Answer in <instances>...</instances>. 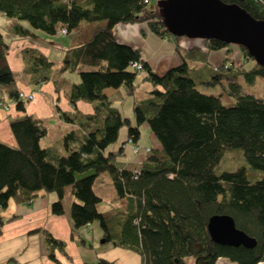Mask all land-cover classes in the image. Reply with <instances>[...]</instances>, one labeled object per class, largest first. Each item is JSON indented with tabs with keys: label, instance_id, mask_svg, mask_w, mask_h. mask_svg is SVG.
<instances>
[{
	"label": "trees",
	"instance_id": "16d2710c",
	"mask_svg": "<svg viewBox=\"0 0 264 264\" xmlns=\"http://www.w3.org/2000/svg\"><path fill=\"white\" fill-rule=\"evenodd\" d=\"M160 1L0 0V15L26 22L49 36L62 31L79 34L84 23L95 24L66 51L58 73L38 50L22 51L31 84L39 87L53 82L75 109L61 116L77 128L59 146L48 148L40 145L47 135L42 121L26 113L29 101L20 97L6 58L9 43L0 30V105L14 103L21 114L9 119L16 147L0 142V236L8 222L3 212L11 200L29 204L40 192L55 193L51 212L60 216L70 190L76 199L71 207L72 239L79 230L98 222L104 242L138 254L142 264H189L188 259L190 264H216L219 257L234 264L264 263V100L244 94L238 83L243 78L254 85L264 78V66L244 47L213 39L206 40L209 52L228 49L230 53L237 48L243 59L239 68L225 60L213 70L209 85L220 88L217 94L201 91L192 77L185 58L198 53L185 54L182 65L164 76L156 75L141 60L139 50L116 41L114 28L146 23L157 36L178 42L180 38L164 25ZM221 1L264 21V0ZM177 50L181 52L178 45ZM137 62L141 70L134 67ZM66 72H79L80 81L72 83L63 77ZM141 74L154 89L147 99L135 103L133 125L104 92L124 86L133 96ZM225 97L230 104L223 102ZM79 101L91 104L93 113L78 111ZM144 124L161 150L138 146ZM124 127L128 128L127 141L110 151ZM127 143L139 148L142 161L118 163ZM235 149L243 151L246 165L217 173L223 157ZM104 172L110 175L117 197L125 201V209L99 211L102 199L94 183ZM214 215L231 216L239 230L256 239V246L215 243L208 230ZM38 232L44 236L48 257L57 262L54 251L64 252L65 243L45 230ZM85 264L113 263L98 259Z\"/></svg>",
	"mask_w": 264,
	"mask_h": 264
},
{
	"label": "crops",
	"instance_id": "0c3cea01",
	"mask_svg": "<svg viewBox=\"0 0 264 264\" xmlns=\"http://www.w3.org/2000/svg\"><path fill=\"white\" fill-rule=\"evenodd\" d=\"M0 16L5 17L4 15ZM94 27L95 24L84 23L82 30L79 34H75L74 39H63L67 37L58 34L53 39L32 35L33 39L26 37V39L6 40L9 43V50L6 54L7 62L15 75L19 90L23 93L35 92L34 99L26 107V113L41 120L47 129V135L41 139L40 143L43 144V142L48 141L53 132L57 134L58 140L55 138L52 144L49 142V146L43 148L59 146L63 137L77 128L65 122L61 116V112L73 113L75 109L63 92L55 90L53 82H47L39 87H34L31 84V76L25 73L22 51L25 49L38 50L53 63V69L58 73L66 51L83 40L82 38L88 35ZM21 30H24L23 27ZM114 35L119 44L139 50L141 60L147 63L158 76H164L168 71L182 65L185 54L198 53L197 57L186 56L185 60L189 64L192 77L198 81L201 91L205 93H218V88H210L209 79L214 74L213 70L220 67L225 60L232 63L235 68H239L243 64L242 54L237 48H232L230 53L228 49L209 52L206 40L180 38L178 42H175L170 39H163L151 32L146 23L119 24L114 28ZM177 45L182 53L177 50ZM85 69L84 67L83 70ZM75 73L78 72H66L63 77L72 83H77L72 80ZM144 77L145 74L137 77L133 96L127 93L124 86L119 89H107L104 94L111 99L121 113H123L122 107L127 105V97L131 98L134 113L135 103L147 99L149 93L154 89L151 83L144 81ZM2 105H0V142L16 147V140L9 127V119L21 114L16 111L14 103L4 104L6 107ZM76 105L77 110L83 114L93 113V106L87 102L79 101ZM131 122L133 124V120ZM144 125L149 128L148 124ZM150 139L154 144L151 148L161 150V145L152 133ZM118 163H129L126 147L125 154L118 159ZM108 181L111 184L108 185ZM106 183L109 188H114L112 179L107 172L101 173L94 183V191L102 199V203L104 202L103 195L98 194L96 188L102 192V187ZM110 191L113 193V190ZM56 200L55 193L40 192L29 204H19L12 200L9 202L7 210L3 212V216L8 222L3 227L0 236V264H85L96 262L98 259H105L113 264H118L122 260L128 261L132 258L135 262L138 261L139 256L136 253L115 248L112 244L104 242L103 230L97 222L76 232L74 239H72L71 207L76 199L72 192L67 190L63 201L64 214L60 216L51 212V205ZM114 202L115 204H112L107 210L102 211L98 207L99 211L106 212L112 207L125 209V201L120 200L117 194ZM35 230H45L56 240L65 243L64 252L57 249L54 251L57 262L48 257L43 242L44 236L42 233H35ZM139 259L141 262V257Z\"/></svg>",
	"mask_w": 264,
	"mask_h": 264
},
{
	"label": "water",
	"instance_id": "95a60500",
	"mask_svg": "<svg viewBox=\"0 0 264 264\" xmlns=\"http://www.w3.org/2000/svg\"><path fill=\"white\" fill-rule=\"evenodd\" d=\"M159 7L172 36L242 46L256 63L264 66V21L253 18L238 5L221 0H163ZM208 230L219 245L252 249L257 244L255 238L236 227L229 215L212 216Z\"/></svg>",
	"mask_w": 264,
	"mask_h": 264
},
{
	"label": "rangeland",
	"instance_id": "374dc122",
	"mask_svg": "<svg viewBox=\"0 0 264 264\" xmlns=\"http://www.w3.org/2000/svg\"><path fill=\"white\" fill-rule=\"evenodd\" d=\"M22 27L24 30H21ZM0 30L3 33L5 40L21 39V38L26 39V37H28L29 39H33V36L37 37V35H39L41 38L42 37L51 38V39L54 38V36H49V35L41 32V31L33 29L26 22H19L16 20L5 18L3 16H0ZM64 37H67V38H63V39H74L75 34H69L68 36L66 34ZM57 39H59V38H57ZM88 69H90V68H86L85 70H88ZM72 80L74 82L80 81L79 72L73 74ZM238 83L242 86L241 90L244 94L253 95V96L259 97V98L264 100V78H258L254 85L247 84L243 78L239 79ZM218 90H220V88ZM223 102L225 104H230L231 100H229L228 97H225V98H223ZM122 111H123L122 115L126 118H130L131 120H133V125H136V122L134 120L135 119L134 113H133L132 106H131V98L127 97V105L122 107ZM141 133H142V139L138 143V146L143 147V148H145V147L151 148L152 146H154L153 142L150 139V135H151L150 129L146 125L141 127ZM127 135H128V128L124 127L123 129L120 130L118 141L116 143H114L113 145H111L109 150L110 151L117 150L123 143H125L127 141ZM55 138H56V140H58L57 134H54V132H53L51 134V138L48 141L43 142V144L40 143L41 147L49 146L48 145L49 142H51V144H52V141L54 142ZM134 146H135V144H133V143H127V145H126V155H127V160L129 162H137L143 158L142 154H140L138 156L134 155V153H133L134 152L133 151ZM242 165H246L243 151L240 149H235L223 157L222 161L220 162V164L216 168V172L220 173V172L225 171V170L232 171V170L236 169L237 166H242ZM253 172L258 174L257 171H253ZM108 179H109V176H108ZM109 184H111L110 181H108V185ZM108 185L106 183L102 187L103 193L101 192V190L96 188L97 193L103 195L102 197L104 198V202L98 206L99 209L102 211L107 210L112 204H115V202H114V198L116 197L115 189L114 188L112 189L111 187H110L111 188L110 189ZM110 190H113V193H111ZM97 224H98V222H97ZM92 227H91V229H92ZM88 243H91V241H88ZM96 245H98V244H96ZM139 257H138V261H136V262L132 258L131 260L129 259L128 261L122 260L118 264H141ZM187 261L189 264L192 262V260H190V259H188Z\"/></svg>",
	"mask_w": 264,
	"mask_h": 264
},
{
	"label": "built area",
	"instance_id": "2783aa9c",
	"mask_svg": "<svg viewBox=\"0 0 264 264\" xmlns=\"http://www.w3.org/2000/svg\"><path fill=\"white\" fill-rule=\"evenodd\" d=\"M146 3H147V0H146ZM62 35H66V32L65 31H62L61 32ZM134 67L137 69V70H141L142 67H141V64L140 63H134ZM34 96H35V92H30V93H23L21 92L20 93V97L24 100V101H32L34 99ZM2 106H5L4 104ZM6 107V106H5ZM134 155H140V150L138 147H134ZM216 264H234L232 262H230L228 259H225V258H219L217 261H216Z\"/></svg>",
	"mask_w": 264,
	"mask_h": 264
},
{
	"label": "bare ground",
	"instance_id": "6f19581e",
	"mask_svg": "<svg viewBox=\"0 0 264 264\" xmlns=\"http://www.w3.org/2000/svg\"><path fill=\"white\" fill-rule=\"evenodd\" d=\"M220 258V257H219Z\"/></svg>",
	"mask_w": 264,
	"mask_h": 264
}]
</instances>
